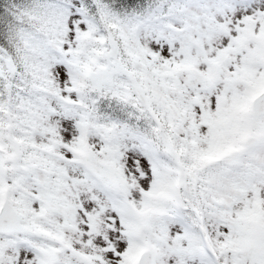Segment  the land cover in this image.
Wrapping results in <instances>:
<instances>
[{
	"label": "snow or ice",
	"instance_id": "6c2138e0",
	"mask_svg": "<svg viewBox=\"0 0 264 264\" xmlns=\"http://www.w3.org/2000/svg\"><path fill=\"white\" fill-rule=\"evenodd\" d=\"M0 264H264V0H0Z\"/></svg>",
	"mask_w": 264,
	"mask_h": 264
}]
</instances>
